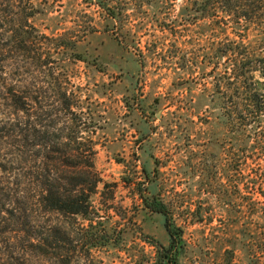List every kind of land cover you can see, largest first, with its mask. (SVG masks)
I'll list each match as a JSON object with an SVG mask.
<instances>
[{"label": "rangeland", "instance_id": "1", "mask_svg": "<svg viewBox=\"0 0 264 264\" xmlns=\"http://www.w3.org/2000/svg\"><path fill=\"white\" fill-rule=\"evenodd\" d=\"M254 3L236 24L193 0H0V264L41 261L32 237L59 219L41 186L83 139L101 181L92 203L123 234L92 249L88 223L63 218L70 264H155L165 223L182 237L178 264H264V115L231 136L218 99L228 60L214 55L243 41L242 59L256 57L243 96L264 94V0Z\"/></svg>", "mask_w": 264, "mask_h": 264}, {"label": "trees", "instance_id": "2", "mask_svg": "<svg viewBox=\"0 0 264 264\" xmlns=\"http://www.w3.org/2000/svg\"><path fill=\"white\" fill-rule=\"evenodd\" d=\"M254 2H260V0H193V6L196 8V12L202 15L223 13L234 23L239 24L241 20L251 21L250 16L254 9L251 11L250 7H254ZM243 46V41L240 43L229 41L226 48L216 49L214 53L217 58L226 56L228 60L227 67L220 74L221 79L225 80L228 87L218 99L219 120L228 128L231 136H235L243 126L255 124L264 115V94L251 91L247 96H243L242 90H251L249 87H243V83L249 82L252 79L250 75L256 70V67H253L256 57L252 51L245 53L243 55L245 57L242 59L240 52ZM243 48L246 49V47ZM13 99L16 106L28 113V103H24L20 99L17 101L16 95L13 96ZM240 100L248 104L246 111L240 109ZM19 102L22 105H19ZM93 145L90 139H83L82 146L85 152L79 153L77 149L73 150L70 144H66L67 148L62 151L65 160L62 161V166L57 168V170L63 169L59 171L62 175L60 177L55 174L51 176L49 175L50 171L48 176L52 178L47 177L41 186V207L47 212L56 214L59 219L53 225H39L40 229L37 231L36 237H32L35 240V247L39 250V258L41 257V261L35 264H70L67 256H64L61 251L65 244L73 246L72 240L69 239L68 224L63 218L79 217L88 223L87 229L79 228V231L86 230L87 240L97 242L96 245L91 244L92 249L105 248L112 243L115 236L123 234L122 229L117 231L116 228L104 226L102 224L104 216L92 203V196L101 183L95 169L96 153ZM145 176L147 177L146 174ZM143 199L148 210L167 217L166 206L156 197L146 194ZM165 228L171 238L170 244L168 247L158 249L155 264H178L182 249L180 246L182 237L171 225L165 223ZM73 248L77 249L76 246Z\"/></svg>", "mask_w": 264, "mask_h": 264}]
</instances>
